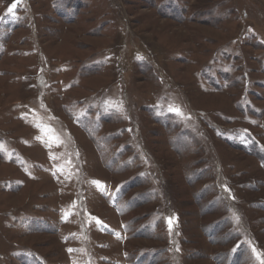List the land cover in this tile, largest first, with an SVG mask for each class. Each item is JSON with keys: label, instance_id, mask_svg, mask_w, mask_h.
<instances>
[{"label": "rangeland", "instance_id": "1", "mask_svg": "<svg viewBox=\"0 0 264 264\" xmlns=\"http://www.w3.org/2000/svg\"><path fill=\"white\" fill-rule=\"evenodd\" d=\"M0 264H264V0H0Z\"/></svg>", "mask_w": 264, "mask_h": 264}, {"label": "snow or ice", "instance_id": "2", "mask_svg": "<svg viewBox=\"0 0 264 264\" xmlns=\"http://www.w3.org/2000/svg\"><path fill=\"white\" fill-rule=\"evenodd\" d=\"M12 9L10 8L9 11H11ZM174 112H176L178 114L179 110H173ZM169 224H171V220H169Z\"/></svg>", "mask_w": 264, "mask_h": 264}, {"label": "bare ground", "instance_id": "3", "mask_svg": "<svg viewBox=\"0 0 264 264\" xmlns=\"http://www.w3.org/2000/svg\"><path fill=\"white\" fill-rule=\"evenodd\" d=\"M205 64V63H204Z\"/></svg>", "mask_w": 264, "mask_h": 264}]
</instances>
